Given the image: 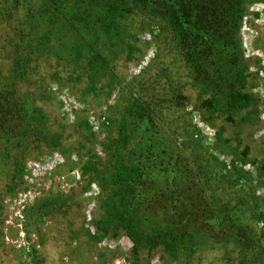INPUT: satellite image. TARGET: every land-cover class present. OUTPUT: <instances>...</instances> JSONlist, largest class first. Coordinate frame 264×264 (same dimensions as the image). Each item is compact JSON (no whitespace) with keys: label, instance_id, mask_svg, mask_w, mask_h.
I'll return each mask as SVG.
<instances>
[{"label":"rangeland","instance_id":"rangeland-1","mask_svg":"<svg viewBox=\"0 0 264 264\" xmlns=\"http://www.w3.org/2000/svg\"><path fill=\"white\" fill-rule=\"evenodd\" d=\"M92 1L67 4L81 31L60 22L45 40L46 0H0V264H264V0L239 4L221 52L180 40L154 7ZM118 18L125 32L112 54L103 32ZM92 43L95 53L82 50ZM29 53L40 66L14 62ZM101 54L110 61L89 83L79 63ZM26 108L51 143L19 147ZM117 150L124 162L113 165ZM137 172L131 216L189 219L179 231L194 234L191 249L141 239L159 234L153 224H129L131 237L124 226L104 232ZM202 212L216 214L223 233L195 221Z\"/></svg>","mask_w":264,"mask_h":264},{"label":"trees","instance_id":"trees-1","mask_svg":"<svg viewBox=\"0 0 264 264\" xmlns=\"http://www.w3.org/2000/svg\"><path fill=\"white\" fill-rule=\"evenodd\" d=\"M84 1V0H82ZM87 3H89V0H85ZM91 1V0H90ZM138 5L142 6L144 9L146 7H154L156 10L155 13H157L159 19L163 23V27L167 26V28L171 29L173 32L175 31L178 37H180L183 40H188L187 42L190 45L199 46V45H209L210 48L215 49L219 52L224 51L229 46V42L227 41V38L230 35V32L232 30L231 24L233 23V26L238 22V20L241 18L243 13V8L239 4L242 3L244 0H133ZM48 4V8L51 9L52 18L50 20L53 22L51 23L50 29L44 30L42 33H44V39H50L52 37V34L56 31V28H59L60 22H65L67 24V27L69 29H72L74 32H76L75 28L81 31V28L77 26V22H73V15L74 12L69 13L70 7L67 6L69 3V0H46ZM94 5L99 6V4H107V0H93L92 1ZM132 5V4H131ZM130 5V6H131ZM67 6V7H66ZM131 11V9L123 10V12ZM151 11V10H147ZM118 12V11H114ZM81 15V14H80ZM119 18L112 22L111 27L108 30H105L103 32L104 35L108 36L107 40V47L109 48L110 53H117V49L119 48V43H121L122 39H118L121 33L125 32V29L118 30V27L115 25ZM63 27L64 24H61ZM60 28L62 29V27ZM52 29V30H51ZM59 30V29H58ZM166 30V29H165ZM95 31L98 33L101 32V29H95ZM85 35L82 34L81 38ZM79 45V44H78ZM82 50L84 52H93L95 47H97L96 44L92 43L90 45L81 46ZM32 48V47H31ZM193 48L189 46V49ZM36 49V48H34ZM42 49L45 51L46 46L42 47ZM76 49V48H74ZM72 49V51L74 50ZM31 51V50H30ZM29 51V52H30ZM95 51V52H94ZM58 58V57H56ZM77 55L70 56V59L72 63L75 65ZM89 58V59H88ZM84 60H82L79 64L81 65V68L86 69L88 72H90V77L88 78L89 83H92L94 77H96L98 73V68L105 67L108 62L110 61L109 58L105 56V54H101L99 56H91ZM42 58L37 56V53H29L24 56L16 57L14 62L17 64H20L21 66H25L28 68L29 64L32 63L31 69H34L38 66L39 61H41ZM60 59V57H59ZM97 59H100V62H97ZM25 72H23L22 76ZM88 75V74H87ZM86 75V77H87ZM101 79V77H100ZM99 80V79H98ZM97 80V81H98ZM78 81H81V78L78 79ZM88 81V80H87ZM237 100L235 99V102ZM25 104V103H24ZM27 105V103H26ZM237 107H240V105H237ZM34 109L33 108H26L24 111H20V115H23L25 113L24 117H28L27 123L25 127L23 128V134H22V141L23 143L19 145L20 148H27L31 145L37 146L39 144H49L51 143V136L50 133L47 131L46 126L43 127V123L36 122V119L34 116ZM0 132L2 134L7 133L6 129L1 130ZM6 140V139H5ZM125 140V139H124ZM124 140L121 139L122 144H124ZM8 141V140H6ZM58 139L54 143H58ZM8 145H5L1 150V156H6L7 150L9 148ZM121 151H116L113 155V161L112 163L119 160L121 163L124 162V159L122 158ZM145 157H142L144 159ZM117 163V162H116ZM114 163L113 165H115ZM127 163V162H126ZM133 163V162H132ZM131 164V162H130ZM137 166V165H135ZM144 171H141L143 174H145V168L142 167ZM126 173V172H125ZM142 177V174L134 175L133 177L129 178L130 182L129 184H124L125 188L123 190V196L121 194L119 202L117 205H113L111 211L109 214L105 216V223L107 225V228L104 230L106 233L109 231V227L119 226V229H122L123 226L126 227L125 234L128 236H132L129 228V224L133 223L135 226L143 227L142 229H145V225L153 224L155 227H157V231H159V234H144L142 233L141 239H144L145 241H155L156 239H167L169 243L171 244H178L181 245L180 249L182 251H185L187 249H191L192 246V240L195 239V236L193 233L189 234V232H180L179 226L185 225L188 223V220L181 219L178 222H176L175 225L173 223H168L167 225L159 222L156 225V222H153L149 219V216L145 215H139L138 218H135L131 216V210L136 209L134 207L139 206L142 193L138 189V187L134 186L133 184L135 181L138 180V184H140V178ZM179 195V194H178ZM178 195H173V202H175L177 205L180 203ZM180 196V195H179ZM108 203V201L105 202V205ZM121 209L119 210V208ZM126 211V213L124 212ZM198 219L204 220L208 222L209 226H213V229H218L223 233L224 231V225L221 223L220 218L216 214H211L208 212H202V214L197 217V219L194 218L195 221ZM179 224V225H177ZM108 229V230H107ZM238 234V233H235ZM223 235L228 239V241H234L237 240L236 238L232 237V234L230 232H225ZM137 240L135 242L136 249L137 248ZM264 250V248H262ZM264 255L263 252H261V256Z\"/></svg>","mask_w":264,"mask_h":264}]
</instances>
